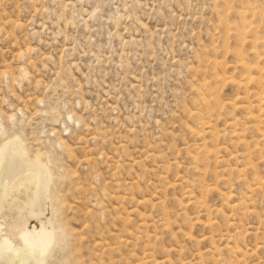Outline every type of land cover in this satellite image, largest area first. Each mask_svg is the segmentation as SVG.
I'll return each mask as SVG.
<instances>
[{
	"label": "rangeland",
	"instance_id": "1",
	"mask_svg": "<svg viewBox=\"0 0 264 264\" xmlns=\"http://www.w3.org/2000/svg\"><path fill=\"white\" fill-rule=\"evenodd\" d=\"M14 139L43 212L11 186L0 242L44 224V264H264V0H0Z\"/></svg>",
	"mask_w": 264,
	"mask_h": 264
},
{
	"label": "bare ground",
	"instance_id": "2",
	"mask_svg": "<svg viewBox=\"0 0 264 264\" xmlns=\"http://www.w3.org/2000/svg\"><path fill=\"white\" fill-rule=\"evenodd\" d=\"M16 144H17L16 139H14L13 142H6L3 146L2 153L0 155V189L1 188L4 189L3 192L0 194V206H2V205L6 206L7 205L5 203V199H6V196H8L7 195L8 189L11 186L13 187L14 184L18 183L22 179H28L29 180L28 181L29 182L28 188H37L36 191L34 192L32 198H31V202L33 203V206L37 208L38 213H40V215H41V213L43 212L42 208H41V201H42L41 200V196H42L41 195V187H42L41 182L47 177V168L43 164L38 162V160L37 161H29L30 159H27L24 156L25 153L23 154V152L20 148L21 146L20 147L16 146ZM5 172H8V174H5ZM17 175H18V177H17ZM2 184H3V186H2ZM21 188H19V189H21ZM24 190H28V189L24 188ZM18 198H20V197H18ZM18 201H19V199H18ZM18 201L15 203H12V204L8 203L7 206L20 209L22 202H18ZM6 211H7V209H6ZM0 212H2V211H0ZM3 214L6 215L8 213H4V211H3ZM36 215L38 216L37 213H36ZM9 216H10V214H9ZM16 216H17V214H16ZM50 223H51V221H50ZM6 224H8V222ZM11 224L14 225L13 223H11ZM15 224H17V223H15ZM0 228H1V225H0ZM24 228H22V231H20L18 233L19 239L17 240L18 244L16 246H11V245H13L12 240L9 239L11 237L8 238V236H6L0 242V250L10 249L12 251L13 255H15L21 249L25 253H28L29 255H32L34 257H38V262H39L38 264H44L47 257H49L51 245H54L56 243L55 242L56 241V239H55L56 233L55 232H57V229L55 231L54 228H47L46 226H44V224L39 229H37L35 227H33V229L32 228L31 229H28V228L24 229ZM3 236H5V234ZM57 236H58V234H57ZM7 251H9V250H7ZM0 253H1V251H0ZM9 256H10V254H9ZM14 258L15 257H13V258L11 257V260ZM17 258H19L18 255H17ZM14 261H16V260L14 259ZM19 262H20V260H19ZM35 262H36V260H35ZM46 263H47V261H46Z\"/></svg>",
	"mask_w": 264,
	"mask_h": 264
}]
</instances>
